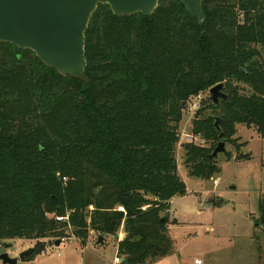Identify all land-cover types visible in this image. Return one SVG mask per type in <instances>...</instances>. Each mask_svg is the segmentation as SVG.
<instances>
[{
  "label": "trees",
  "instance_id": "1",
  "mask_svg": "<svg viewBox=\"0 0 264 264\" xmlns=\"http://www.w3.org/2000/svg\"><path fill=\"white\" fill-rule=\"evenodd\" d=\"M201 10L199 21L175 0L150 16L99 5L80 78L0 43V244L35 241L31 255L49 241L85 246L90 233L103 241L122 230L120 264L172 254L178 223L165 213L185 194L174 157L183 104L219 84L227 97L192 120L208 145H182L188 177L218 174L209 156L236 124L264 139V0H202ZM259 209L264 224V200Z\"/></svg>",
  "mask_w": 264,
  "mask_h": 264
},
{
  "label": "rangeland",
  "instance_id": "2",
  "mask_svg": "<svg viewBox=\"0 0 264 264\" xmlns=\"http://www.w3.org/2000/svg\"><path fill=\"white\" fill-rule=\"evenodd\" d=\"M261 60L264 62V54ZM194 104L199 105L198 110L193 109ZM210 105L208 92L183 104L174 157L185 194L174 197L165 213L169 224L178 222L169 225L174 250L152 264H194V259L201 264H264V224L259 209L264 200V139L253 127L236 124L230 128L233 136L229 142L222 141L231 158L225 153L217 155L218 174L209 180L187 176L182 145L192 136L191 123L196 114L203 119L211 116ZM195 138L193 145H208L202 138ZM121 232L117 237L104 236L102 244L96 233H90L86 247L75 238L65 239L58 247L46 246L18 264H112L113 244L124 238ZM34 246L35 241L25 239L5 241L0 244V255L17 258Z\"/></svg>",
  "mask_w": 264,
  "mask_h": 264
},
{
  "label": "water",
  "instance_id": "3",
  "mask_svg": "<svg viewBox=\"0 0 264 264\" xmlns=\"http://www.w3.org/2000/svg\"><path fill=\"white\" fill-rule=\"evenodd\" d=\"M160 0H0V43L14 45L19 50L31 51L48 68L61 75L80 78L86 68L85 34L92 15L99 5H107L115 16L142 14L150 16ZM180 2L190 16L203 19L202 0H175ZM86 82V80H85ZM223 85L208 92L212 110L219 101L226 100ZM221 120L215 118V128L220 132ZM222 139V134L219 135ZM225 153L220 141L210 158ZM62 240L49 241L48 247H58ZM102 242V237L98 238ZM33 249L17 258L0 255L2 264H18Z\"/></svg>",
  "mask_w": 264,
  "mask_h": 264
},
{
  "label": "built area",
  "instance_id": "4",
  "mask_svg": "<svg viewBox=\"0 0 264 264\" xmlns=\"http://www.w3.org/2000/svg\"><path fill=\"white\" fill-rule=\"evenodd\" d=\"M198 108H199V105H198V104H194V105H193V109H194V110H198ZM186 139H187V140H186L187 143H194V140H195L196 138H195V136H188ZM200 141H201V140H200ZM202 142H203V141H202ZM120 210H122V209H120ZM58 220H60V219H58ZM122 261H123L122 258L115 257L114 260H113V263H114V264H120ZM194 264H201V262H200L199 260H195V261H194Z\"/></svg>",
  "mask_w": 264,
  "mask_h": 264
},
{
  "label": "crops",
  "instance_id": "5",
  "mask_svg": "<svg viewBox=\"0 0 264 264\" xmlns=\"http://www.w3.org/2000/svg\"><path fill=\"white\" fill-rule=\"evenodd\" d=\"M175 222H177L176 220H175ZM178 223V222H177ZM121 234L123 235V237H124V233H122L121 232ZM122 240V238L121 239H119V240H117V241H121ZM63 242V241H62ZM61 242V243H62ZM88 242H90V238L88 239ZM87 242V243H88ZM92 242V241H91ZM82 245V244H81ZM87 245V244H86ZM86 245L85 246H83V247H86ZM95 245V244H94ZM113 246H114V249H115V257H116V243L115 244H113ZM173 250H174V245H173ZM194 260H197V259H194ZM113 264V263H112Z\"/></svg>",
  "mask_w": 264,
  "mask_h": 264
}]
</instances>
